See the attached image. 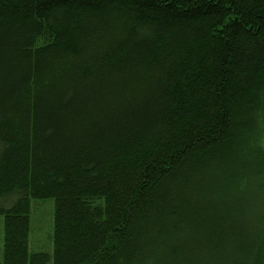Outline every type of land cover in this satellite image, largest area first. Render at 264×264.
<instances>
[{"label":"trees","instance_id":"obj_1","mask_svg":"<svg viewBox=\"0 0 264 264\" xmlns=\"http://www.w3.org/2000/svg\"><path fill=\"white\" fill-rule=\"evenodd\" d=\"M0 215L2 264H264V0H0Z\"/></svg>","mask_w":264,"mask_h":264},{"label":"rangeland","instance_id":"obj_2","mask_svg":"<svg viewBox=\"0 0 264 264\" xmlns=\"http://www.w3.org/2000/svg\"><path fill=\"white\" fill-rule=\"evenodd\" d=\"M55 200L53 198L31 201V252H51L53 249ZM4 216L0 215V264L3 262Z\"/></svg>","mask_w":264,"mask_h":264}]
</instances>
